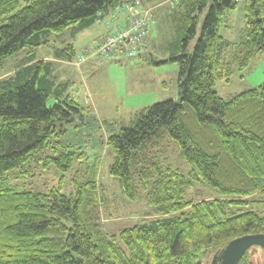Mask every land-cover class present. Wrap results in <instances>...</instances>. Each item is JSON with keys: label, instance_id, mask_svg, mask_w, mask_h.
Returning a JSON list of instances; mask_svg holds the SVG:
<instances>
[{"label": "trees", "instance_id": "1", "mask_svg": "<svg viewBox=\"0 0 264 264\" xmlns=\"http://www.w3.org/2000/svg\"><path fill=\"white\" fill-rule=\"evenodd\" d=\"M120 1L0 0V64L27 49L23 63L0 80V264H199L238 237L264 235V211L258 209L264 208V82L227 101L215 88L264 51V0H243V34L230 60L223 56L228 43L218 28L238 0H176L177 53L166 62L178 66L179 101L152 105L106 140L113 157L109 174L122 195L142 200L157 217L109 236L98 221L103 198L95 178L75 181L69 195L58 188L30 192L5 184L12 171L57 148L52 138L63 134L57 127H79L84 112L63 95L64 84L48 79L51 64L37 60L36 49L50 33L89 26ZM74 56L71 45L56 52L64 61ZM51 97L55 103L48 107ZM164 142L177 146L187 173L160 163ZM80 159L67 151L44 162L66 172ZM197 187L216 195L187 199Z\"/></svg>", "mask_w": 264, "mask_h": 264}, {"label": "rangeland", "instance_id": "2", "mask_svg": "<svg viewBox=\"0 0 264 264\" xmlns=\"http://www.w3.org/2000/svg\"><path fill=\"white\" fill-rule=\"evenodd\" d=\"M175 1L155 0L149 4L142 1L144 8L151 10L154 19L146 40V52L137 60H123L121 65L95 57L89 58L94 63L92 67L82 68L75 63V59L91 48L105 32L104 22H94L83 27L75 25L46 37L47 44L35 51L37 58L53 59L58 50L68 45L75 46L77 56L71 61L55 59L53 65H50L48 79L55 86L64 84L63 95L70 96L83 108L82 125L57 127L63 134L52 138V143L58 142L60 145L44 149L34 159L12 171L5 183L7 186L30 192H47L51 188H58L63 194L69 195L74 192L75 181L84 183L95 178L99 195L103 198L98 221L109 236H117L124 229L157 217L153 215V209L142 200L130 201L122 195L118 180L109 174L113 157L106 146V140L117 134L121 127L130 126L152 105L167 100L175 103L179 101L178 66L172 62L155 64L160 60L168 61L172 54L177 53L173 50L177 39L174 25L176 10L173 8ZM207 9L208 6L199 15L195 37L186 48L188 55L193 53L201 34ZM243 29L244 1L238 0L233 10L224 12L218 28V35L228 43L223 53L226 60H230L237 52ZM26 56L27 49H24L3 61L0 64V80L13 74ZM263 82L264 51L246 69L235 71L230 82L216 81L215 88L219 97L227 101L233 95L258 88ZM55 86L52 85L51 89L54 90ZM54 103L55 100L51 97L47 106ZM67 151L82 155V159L76 160L72 169L62 172L52 164L45 165L46 157ZM157 155L163 166L178 169L184 174L189 171V167L179 158L175 144L161 143ZM215 195L211 189L197 187L189 190L186 198L197 201L211 199ZM255 197L258 198L256 195ZM258 209L264 211L263 207ZM215 252L216 250H211L205 254L201 258V264H210Z\"/></svg>", "mask_w": 264, "mask_h": 264}, {"label": "built area", "instance_id": "3", "mask_svg": "<svg viewBox=\"0 0 264 264\" xmlns=\"http://www.w3.org/2000/svg\"><path fill=\"white\" fill-rule=\"evenodd\" d=\"M124 18L123 25L105 34L96 47L75 59L80 65L89 58H103L121 65L123 60H137L146 50V40L154 23L150 9L133 0H121L113 9L112 19Z\"/></svg>", "mask_w": 264, "mask_h": 264}, {"label": "water", "instance_id": "4", "mask_svg": "<svg viewBox=\"0 0 264 264\" xmlns=\"http://www.w3.org/2000/svg\"><path fill=\"white\" fill-rule=\"evenodd\" d=\"M165 62V60H160L155 64L160 65ZM82 119L83 115H79V126L81 125ZM253 247H260L264 250L263 234H248L230 241L215 252L210 264H238L244 253Z\"/></svg>", "mask_w": 264, "mask_h": 264}, {"label": "crops", "instance_id": "5", "mask_svg": "<svg viewBox=\"0 0 264 264\" xmlns=\"http://www.w3.org/2000/svg\"><path fill=\"white\" fill-rule=\"evenodd\" d=\"M133 1H136V2H138V3H140L141 5H143V2H142V0H133ZM148 4H149V2H148ZM144 6V5H143ZM112 15H113V10H110V11H108V12H106V13H102V14H100V17H99V19L98 20H96L95 22L97 23V24H99V23H103L104 24V26L106 27V30H105V32L103 33V34H101L98 38H97V40L95 41V44L91 47V48H89V49H87V50H85V51H91V50H93L95 47H96V45L98 44V42H99V40H100V37H102V36H104L105 34H107L109 31H114L115 29H118V28H120L122 25H123V22H124V18L123 17H119L118 19H117V21H113V19H112ZM110 28V29H109ZM73 46V45H72ZM73 48H74V50H75V46H73ZM85 51H84V53H85ZM146 52V51H145ZM56 54V53H55ZM77 55H76V50H75V57H76ZM37 58V57H36ZM55 59H58V58H56V56L54 55L53 56V59H51V58H47V60H45V59H43V58H37V60H43V61H46V62H48V63H50L51 64V66L53 65V63L52 62H55L56 60ZM92 59H87L86 61H84L83 63H80V66L82 67V68H86V67H92L93 65H94V63L93 62H90ZM140 62V61H139ZM139 64H141V63H139Z\"/></svg>", "mask_w": 264, "mask_h": 264}, {"label": "flooded vegetation", "instance_id": "6", "mask_svg": "<svg viewBox=\"0 0 264 264\" xmlns=\"http://www.w3.org/2000/svg\"><path fill=\"white\" fill-rule=\"evenodd\" d=\"M238 264H264V250L260 247L250 248Z\"/></svg>", "mask_w": 264, "mask_h": 264}]
</instances>
